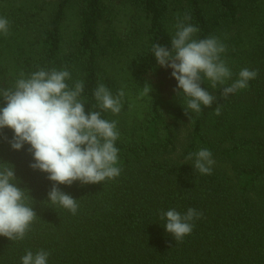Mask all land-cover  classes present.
<instances>
[{
    "label": "trees",
    "instance_id": "obj_1",
    "mask_svg": "<svg viewBox=\"0 0 264 264\" xmlns=\"http://www.w3.org/2000/svg\"><path fill=\"white\" fill-rule=\"evenodd\" d=\"M123 9L128 21L120 30ZM34 12L27 33L5 45L12 66L0 57V89L12 87L21 72L27 77L66 66L70 87L84 83L86 114L99 111L98 84L114 96L122 89V111L101 112L118 122L122 171L100 184L60 185L77 200L73 215L48 202L52 182L29 167V145L14 151L7 142L12 130L0 131V163L14 166L37 215L23 240L0 237V264H21L27 251L41 249L50 253L47 264H264V0H45ZM186 13L197 38L216 36L226 45L222 59L233 74L215 89L205 81L201 87L217 100L189 115L174 92L172 70L159 67L152 53L156 43L170 49L177 17ZM243 68L258 76L223 98L222 88ZM146 82L152 91L141 95ZM202 148L215 161L211 175L194 171L187 159ZM188 208L202 215L191 234L175 242L160 215Z\"/></svg>",
    "mask_w": 264,
    "mask_h": 264
},
{
    "label": "clouds",
    "instance_id": "obj_2",
    "mask_svg": "<svg viewBox=\"0 0 264 264\" xmlns=\"http://www.w3.org/2000/svg\"><path fill=\"white\" fill-rule=\"evenodd\" d=\"M190 20L187 13L182 19L177 17L170 49L158 43L152 46L157 65L172 70L171 77L177 82L174 92L184 99L185 115L200 113L202 106L211 107L217 100L201 87L205 81L215 89L218 84L225 85L233 75L222 59L226 45L216 36L197 38L199 29L189 23ZM9 27V20L0 17V34L8 36ZM257 76L255 70L241 69L238 78L222 88L221 96L226 99L237 90L246 89L249 81ZM70 79L71 73L66 66L62 70L41 68L27 77L21 72L12 87L0 89V99L4 102L0 107V131L12 130L13 137L7 142L14 151L29 145L28 152L33 160L29 167L47 174L52 182L48 202L75 215L77 200L61 191L60 185L70 187L76 181L81 185L100 184L117 178L122 171L117 166L119 150L115 147L119 138L118 122L103 119L101 112L118 115L125 93L121 89L114 96L103 83L98 84L93 95L99 111L91 110L86 114L85 104L80 99L84 83L77 80L70 87L66 83ZM142 89L141 95L152 91L147 82ZM214 112L219 115V104ZM187 159L193 161L194 171L212 174L215 161L207 148L189 153ZM18 184L14 166L0 163V237L9 241L23 240L37 218L33 206L27 203L28 190ZM201 215L194 208H188L184 214L169 209L161 213L160 219L166 221L165 231L175 242H180L191 234L194 220ZM49 255L43 249L35 254L27 251L21 257V264H47Z\"/></svg>",
    "mask_w": 264,
    "mask_h": 264
},
{
    "label": "rangeland",
    "instance_id": "obj_3",
    "mask_svg": "<svg viewBox=\"0 0 264 264\" xmlns=\"http://www.w3.org/2000/svg\"><path fill=\"white\" fill-rule=\"evenodd\" d=\"M118 1V0H117ZM45 7V0H5L0 2V17H6L10 22L9 35L4 36L0 34V57L3 63L8 67L12 66V61L7 54L8 49H5L6 43L9 39H14L19 41L20 36L23 33H27L28 20L33 17L35 10H41ZM76 10L71 9L68 11V22L65 27L66 33H71L72 25L75 21ZM119 27L120 30H123L128 21L127 9H123L119 12ZM139 136L146 135L144 129L140 130L138 133Z\"/></svg>",
    "mask_w": 264,
    "mask_h": 264
}]
</instances>
